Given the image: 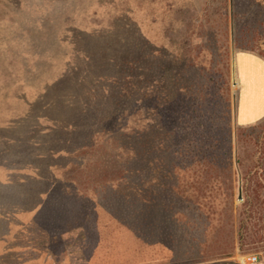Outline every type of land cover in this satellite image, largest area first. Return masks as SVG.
I'll use <instances>...</instances> for the list:
<instances>
[{
  "label": "rangeland",
  "instance_id": "obj_1",
  "mask_svg": "<svg viewBox=\"0 0 264 264\" xmlns=\"http://www.w3.org/2000/svg\"><path fill=\"white\" fill-rule=\"evenodd\" d=\"M129 20L158 50L157 58L146 57L140 95L145 106L136 108L129 125L146 127L151 166L140 170L135 160L133 168L123 167L130 154L108 136L63 159L71 166L67 193L80 196L76 219L117 216L152 246L164 248L163 264L254 254L264 264V167L258 166L264 163V121L236 122V55H264V0H0V88L6 75L23 80L27 66L44 74L74 29L97 31ZM216 137L220 151L213 150ZM21 186L0 192L1 210L14 209L20 200L15 188ZM66 215L48 222V229L31 223L14 243L27 248L26 258L47 244L58 253L67 246V258L48 257L46 264H85L86 256L75 249L78 238L59 237L75 225ZM83 224L92 228L78 225ZM16 260L7 254L0 264Z\"/></svg>",
  "mask_w": 264,
  "mask_h": 264
},
{
  "label": "trees",
  "instance_id": "obj_2",
  "mask_svg": "<svg viewBox=\"0 0 264 264\" xmlns=\"http://www.w3.org/2000/svg\"><path fill=\"white\" fill-rule=\"evenodd\" d=\"M72 33V37L66 36L62 45L56 47V50L64 49L59 52L62 55L49 62L44 74L39 68L34 74L27 66L26 76L21 81L15 82L12 74L6 75L4 88H0L3 93L0 96V118L6 113L20 114L23 106H28V115L24 119H51L56 138L52 148L58 154L54 158L56 164L76 157L75 153L92 146L95 138L108 136L116 138L120 148L130 154V160L127 159L123 167L133 168L130 163L137 160L140 170L148 168L151 157L146 148V127L129 125L130 117L139 109L137 107L141 106L143 110L145 106L143 101L146 98L140 95L146 87L143 82L146 57L155 55L157 58L158 50L146 38L141 26L131 20L121 25L115 22L111 28L97 31L76 28ZM38 52L36 57L40 55ZM8 81L13 82L7 84ZM34 88H45L39 99L31 98ZM136 94L139 97H134ZM126 116L128 120L124 121ZM9 134L10 139L16 136L14 132ZM213 143V150L220 151L221 141L216 137ZM229 146L228 158L232 161V139ZM238 160L243 162L240 155ZM258 166L264 167V163L259 162ZM8 184L15 186L19 183L12 180ZM263 186L264 181L262 190ZM3 207L0 205V209Z\"/></svg>",
  "mask_w": 264,
  "mask_h": 264
},
{
  "label": "crops",
  "instance_id": "obj_3",
  "mask_svg": "<svg viewBox=\"0 0 264 264\" xmlns=\"http://www.w3.org/2000/svg\"><path fill=\"white\" fill-rule=\"evenodd\" d=\"M236 59L240 84L236 122L240 126L261 123L264 121V55L252 50H241L237 53ZM44 91L45 88L32 89L31 98L39 99ZM28 109V106H23L22 113L15 115L6 113L0 118V190L14 189L8 184L12 180L22 185L20 188H15L19 191L20 200L12 204L14 209L8 212L0 209V257L15 254L17 260L11 264H46L50 261L48 257L67 258L68 247H64L58 253L55 252L56 249L51 248L50 244H47L41 251L34 250L37 255L26 258L27 248L14 242L31 223L48 229V222L59 218L61 221L63 216H67L66 214H69L74 221L78 214V211L74 209L75 202L80 196L67 193L68 184H66L65 176L70 173V161L54 163V158L58 154L52 148L53 143L56 142L52 120L46 117H41V120L24 119L23 117L28 115ZM39 109L43 108L39 107ZM12 132L16 136L10 139L9 133ZM8 143L13 146H9ZM28 179L31 180L27 182ZM29 190L32 193L27 197L24 192ZM262 195L264 198V186ZM28 200L32 201L27 207L18 209V206H25ZM82 222L90 223L92 228L84 224L82 227L78 225ZM73 223L75 225L71 227V230L64 231L62 237H59L62 240L78 238L75 249L86 256L85 264H156L158 262L163 264L164 261L166 262V258H160L163 247L152 246L141 235L126 227L117 216L104 217L101 214H95L94 217H86L82 215ZM199 264L253 263L248 257L225 256Z\"/></svg>",
  "mask_w": 264,
  "mask_h": 264
},
{
  "label": "built area",
  "instance_id": "obj_4",
  "mask_svg": "<svg viewBox=\"0 0 264 264\" xmlns=\"http://www.w3.org/2000/svg\"><path fill=\"white\" fill-rule=\"evenodd\" d=\"M249 261H250L251 263H253V264H257V262H258V256H257L256 254L251 255V256L249 257Z\"/></svg>",
  "mask_w": 264,
  "mask_h": 264
},
{
  "label": "water",
  "instance_id": "obj_5",
  "mask_svg": "<svg viewBox=\"0 0 264 264\" xmlns=\"http://www.w3.org/2000/svg\"><path fill=\"white\" fill-rule=\"evenodd\" d=\"M241 191H242V188H241Z\"/></svg>",
  "mask_w": 264,
  "mask_h": 264
}]
</instances>
